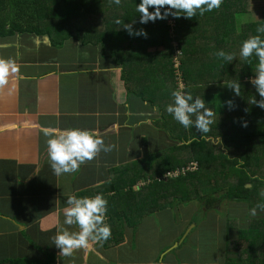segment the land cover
<instances>
[{
    "label": "crops",
    "instance_id": "obj_1",
    "mask_svg": "<svg viewBox=\"0 0 264 264\" xmlns=\"http://www.w3.org/2000/svg\"><path fill=\"white\" fill-rule=\"evenodd\" d=\"M164 24L153 23V37L139 35L137 48L122 58L126 68L76 39L58 48L46 36L0 35V59L18 68L0 89V264H264L259 211L239 217L242 206L226 203L207 217H181L196 203L179 205L159 187L145 191L171 182H159L161 173L185 168L178 162L189 157L174 150L177 121L166 111L173 102L163 98L177 47L169 42L172 29L161 35ZM45 128L95 130L111 150L57 176ZM72 194H103L111 236L62 256L52 237L61 228L79 230L64 224Z\"/></svg>",
    "mask_w": 264,
    "mask_h": 264
},
{
    "label": "trees",
    "instance_id": "obj_2",
    "mask_svg": "<svg viewBox=\"0 0 264 264\" xmlns=\"http://www.w3.org/2000/svg\"><path fill=\"white\" fill-rule=\"evenodd\" d=\"M250 1L223 0L218 9L203 15L197 11L191 19H186L184 13H180L179 18L169 15L161 31V35L168 38L172 29L174 37L169 42L177 44V47L172 45L169 64L172 91L164 89L163 98L173 102L172 92L179 90L176 59L184 92L192 94L194 99L197 96L204 99L205 107L214 113V122L208 133L200 134L194 125L185 129L177 121L176 135L171 134L172 141L177 143L174 150L177 154L189 155L185 161L177 162L185 168L197 163L199 169L167 184L150 185L145 191L151 194L159 187L161 192L169 190L179 205L200 204V217L218 213L216 210L225 202L243 205L249 213L255 208L253 204L264 203L261 196L264 191V109L252 103L254 97L261 98L250 83L255 78L258 57L253 54L244 59L240 55L242 43L250 36L260 35L264 39V33L257 32V28L264 27V13L258 22L237 27V16L245 14ZM140 3L141 0H121L120 5L114 0H0V35L46 36L51 45L58 48L67 40L76 39L84 46H99L103 57L114 59L118 67L126 68L122 58L137 48L139 36L130 35L124 25L131 24L133 33L143 29L147 38L159 34L153 26L158 20L147 24L139 22L136 6ZM153 11L149 8V12ZM164 11L161 10L162 14ZM117 20L121 23L117 24ZM168 20H174V27L167 24ZM221 50L234 54L235 59L223 60L217 55ZM232 81L240 83V96L227 87ZM229 100L233 102L231 108L227 104ZM163 124L165 126V121ZM201 135L204 138H200ZM189 140L193 143H187ZM178 166L170 171L177 170ZM141 211L147 215L143 209ZM257 211L264 216V211ZM240 234L247 233L241 231Z\"/></svg>",
    "mask_w": 264,
    "mask_h": 264
},
{
    "label": "clouds",
    "instance_id": "obj_3",
    "mask_svg": "<svg viewBox=\"0 0 264 264\" xmlns=\"http://www.w3.org/2000/svg\"><path fill=\"white\" fill-rule=\"evenodd\" d=\"M223 0H141L136 6L140 13V23L147 24L156 20L166 19L169 15L179 18L180 13L186 19L196 16L197 11L200 15L218 9ZM116 5H120L121 0H114ZM153 8V12H149ZM162 9L165 11L161 12ZM175 10V11H172ZM117 24L121 21L117 20ZM124 28L130 35H142L147 38V33L140 29L133 33L132 25L125 24ZM258 33H264V27L257 28ZM253 54L258 57L257 71L255 78L250 83L255 87L260 100L253 99L252 103L257 107L264 109V39L260 35L250 36L242 43L240 55L244 59L250 58ZM217 55L225 61L232 62L235 59L234 54L219 51ZM18 72L16 63L12 59H0V89H3L9 83V77ZM183 86H181L182 89ZM236 96H240L241 85L238 81H232L227 86ZM173 103L167 105L166 111L178 121L185 129L193 125L198 133L204 134L210 131V125L213 124L214 113L205 107L204 99L200 97L193 98L192 94L185 93L182 90L172 92ZM228 106L233 107L231 100L227 101ZM195 117V120L192 119ZM47 139L48 157L51 168L55 175L77 171L86 161H91L103 149L110 151V147H104V141L100 134L95 130H81L78 128L69 129H43ZM200 138H204L201 135ZM187 143H193L192 140ZM264 196V191L261 192ZM108 201L103 194H96L94 197H77L69 195L64 209V224L68 226H78V231H69L61 228L55 236L52 237L53 244L61 250L62 256H71L73 252L81 248H89L94 243L107 241L111 236V228L106 220ZM257 209L264 211V203L258 204L252 208L250 215L256 216Z\"/></svg>",
    "mask_w": 264,
    "mask_h": 264
},
{
    "label": "rangeland",
    "instance_id": "obj_4",
    "mask_svg": "<svg viewBox=\"0 0 264 264\" xmlns=\"http://www.w3.org/2000/svg\"><path fill=\"white\" fill-rule=\"evenodd\" d=\"M263 13H264V0H251L248 3V9L246 10L245 14L240 15V17L237 16V23H238L237 27H238V29H240L242 24H246V23H250V22H258L261 19V17L263 16L262 15ZM225 40H226V38H224L223 41H225ZM140 51L141 50H139V52ZM139 55L143 56L144 54L140 53ZM174 60H175L174 63L177 62L176 59H174ZM179 90H180V86H179ZM217 120H218V117H216V121ZM192 164H197V163H192ZM198 169H197V171H198ZM197 171H195V172H197ZM226 203L227 202H225L224 204H226ZM227 204H231V203H227ZM190 206H192V205H190ZM190 206L188 205L185 207H190ZM198 206H200V204H197V203H196V205L193 204V208H189V210L187 212L188 215L186 212H182L181 217H199V215H198L199 207ZM241 206L242 207L240 208L239 213H237L236 215H238L239 217H241L242 215H245V214L250 216V213L247 210L245 211V208L243 207V205H241ZM222 211H224L229 216H232V217L234 216V213H233L232 209H230V208H225ZM258 216L264 217V216H261L260 214ZM174 217H180V216L178 214L176 215V213H175Z\"/></svg>",
    "mask_w": 264,
    "mask_h": 264
},
{
    "label": "built area",
    "instance_id": "obj_5",
    "mask_svg": "<svg viewBox=\"0 0 264 264\" xmlns=\"http://www.w3.org/2000/svg\"><path fill=\"white\" fill-rule=\"evenodd\" d=\"M178 66L179 64L178 62H176L175 67L177 68V81H179L178 84L180 86V90L185 91V85H183L181 78L182 73L179 71ZM181 86H183L182 89ZM197 169H198V164H191L186 168L178 169L176 171L167 173L159 180V182L177 180L179 178L187 176L190 173H194L195 171H197Z\"/></svg>",
    "mask_w": 264,
    "mask_h": 264
},
{
    "label": "bare ground",
    "instance_id": "obj_6",
    "mask_svg": "<svg viewBox=\"0 0 264 264\" xmlns=\"http://www.w3.org/2000/svg\"><path fill=\"white\" fill-rule=\"evenodd\" d=\"M173 24H174V22H173Z\"/></svg>",
    "mask_w": 264,
    "mask_h": 264
}]
</instances>
